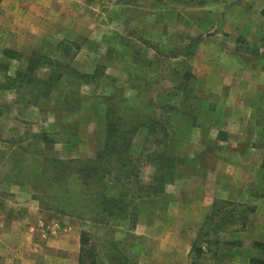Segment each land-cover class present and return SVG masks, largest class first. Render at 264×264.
Returning a JSON list of instances; mask_svg holds the SVG:
<instances>
[{"label":"rangeland","instance_id":"obj_1","mask_svg":"<svg viewBox=\"0 0 264 264\" xmlns=\"http://www.w3.org/2000/svg\"><path fill=\"white\" fill-rule=\"evenodd\" d=\"M147 1L85 0L84 7L83 0H0V205L11 211L13 221L18 219L17 210L32 211L38 203L40 227L45 231H49L47 225L53 226L57 219L75 222L74 218L61 216L60 212L50 209L48 202L51 196H44L42 187L38 185L42 176L40 166L95 164L89 160H93L97 151L105 148L108 142L106 123L109 114L119 119L126 130L135 126L129 127L130 124L124 122L125 112L133 114L136 109L132 110L133 99L148 103L152 98L168 101L177 97L187 103L175 106L169 102V114L153 106L141 111L140 121L144 129L137 127L136 147H133L136 159L132 165H122L130 169V179L137 175V180L149 183L152 176H156L155 166L144 158L149 144V139H144L145 135H150L152 142L154 138L161 140L157 145L160 152L165 148L169 154L183 152L187 157L183 158L189 165L182 166L181 170L179 167L178 175L174 174L177 179L164 186L159 199L150 205H140L143 210L134 230L140 237L139 252L133 248L137 240L131 236H123L118 231L113 235L109 230L85 226L90 230L93 242L96 243L99 237L106 239L97 245L102 264H125L124 259L127 264H189V246L197 234L202 214L205 210L209 212L213 204L212 201L209 203L213 196L206 195L205 200L202 199L197 186L202 172L196 169L199 165L197 157H204L197 147H201L206 135L200 127L204 123L197 124L191 115L197 94H201L203 85L211 82L212 75H199L196 82L194 78L183 79L181 89L176 90L177 78L171 72H179L182 65L168 56L167 49L174 44L179 53L190 44L185 43V39L176 41L177 37L175 42L169 41L170 37L163 35L160 36L164 40L160 45L162 48L158 46L159 41H142L147 36L146 30L159 34L157 29L164 27L163 24L144 21L150 17L149 8L153 4L148 5L151 2ZM208 1L209 4L207 0H156L154 3L171 9L173 18L166 24V29L181 32L179 35L194 27H184L183 22L174 24L179 18H197L200 23L211 17L215 19V37L219 33V39L215 40L212 99L218 108L225 103L220 102L225 97L220 92L233 93L238 103L250 102L258 93L260 83L264 84V0ZM196 2L198 8H191L197 6ZM73 3L74 34L71 31L70 34L75 39L58 42L55 40L57 17H66L69 10L65 7ZM183 3L186 8L182 7ZM65 28L70 30V26ZM207 29L203 28V33ZM114 30L119 33L114 34ZM247 35L252 40H247ZM116 36L122 37L121 40L113 38ZM260 36L262 38L258 41ZM232 53L240 54L235 56ZM133 61L136 66H133ZM244 61L247 69L243 68ZM95 67L98 82H93L92 86L81 85L67 75L70 69L85 73ZM61 72H66L67 76L60 79L58 87L53 89L57 82L54 80L47 84L46 80L51 75L56 78ZM68 81H71L69 89L66 86ZM78 84L81 85L79 89L76 88ZM138 85H141L140 90ZM61 87L65 88L61 90ZM71 97L78 99L77 102L72 101L73 107L64 104ZM20 109L26 110L27 115H20ZM153 109L160 117L158 121L148 118ZM250 112L253 122L264 126V106L250 109ZM252 133L249 130L251 137ZM111 154L101 155V160L110 161ZM111 166L114 165H107V169ZM133 168L136 172H131ZM108 171L106 179H111L114 175ZM32 202L34 205L30 204ZM25 203L28 207H22ZM260 203L256 206L264 207V202ZM220 205L227 210L233 208L226 203ZM238 208L243 214L251 209L243 205ZM254 223V227L261 226L251 215L250 224L253 226ZM187 224L189 227L183 228ZM230 226L234 227L231 223ZM224 229L219 239L211 234V250H204L198 264H227L225 258L229 259L230 255L226 252L232 245L228 244L227 228ZM111 237L121 240L119 245L110 244ZM243 246L241 244V248ZM40 248L45 250L48 246L40 243ZM261 257L264 258V254Z\"/></svg>","mask_w":264,"mask_h":264},{"label":"crops","instance_id":"obj_2","mask_svg":"<svg viewBox=\"0 0 264 264\" xmlns=\"http://www.w3.org/2000/svg\"><path fill=\"white\" fill-rule=\"evenodd\" d=\"M74 1L80 2L82 0ZM147 2H151L148 5L153 4L149 8V10H151V12H149L150 17L147 19L144 18V21L146 23L151 22L154 25L163 24L164 27L161 30L157 29L159 34H155L154 32L149 33L146 30L147 36L145 39H141L142 41H159L158 46L162 48L160 45H163L164 40H162L160 36L163 35L166 38L170 37L169 41L172 39V41L175 42V37H177L176 41L185 39L184 42L190 44V46L187 45V49H181L179 53L176 52L178 47L174 44L170 45L169 49H167L168 56L177 60V64L182 65V70L179 72L177 70L171 72V74L174 73L177 78V83L175 84V87L177 86L176 90L179 91L181 89L183 79L185 80L188 77L192 79L194 78L196 82L199 75H212L211 82L207 80L209 83L202 86L201 94H197V98L194 101L195 110L191 115L192 120L196 121L197 124L204 123L200 127H202L201 129L204 130L203 132L206 135L205 139L201 142V147H197L204 153V157H197L199 165L196 166V169L202 171L201 176L199 175L200 178L197 180L199 184L197 186L202 199L205 200L206 195L211 194L213 196L209 198V203L211 201L215 203V209H213L212 204L210 211L207 212L205 210L202 214L201 224L198 226L196 231L197 234L193 242L197 239L200 232L207 234L202 238L201 247L205 251L211 250L210 246L213 241V239L209 240L211 234H215V238L219 239V234L225 230L224 228H227L225 234H227L228 237V244L232 245L229 250L230 253L226 252V255H230L229 259L228 257L225 258L227 264H249L253 260L264 259L261 257L264 254V212H262L264 211V207L258 208L261 204L260 202H264V126L253 122L252 114L250 112V109L252 111L253 108L264 106V84L260 83V87H257L258 93L255 94L250 102L245 101L238 103V99L234 98L235 95L233 93L228 92V95L225 92H220V94L225 95L220 102L225 103L220 104V108H218L217 103L215 104L214 98L212 99V89H215V87L213 88L215 82V40L219 39V33H217L215 37V19L211 17L206 19L205 22L200 23L197 18L189 19L188 16V18H179L178 20H175L174 24L183 22L184 27L194 26L191 31L186 30L185 33L179 35L181 32L166 29V24L173 18L171 11H169L171 9L156 5L154 3L156 0H148ZM207 3L209 4L208 0ZM82 4L84 7L86 6L85 0H83ZM195 5L197 6L191 8H198L199 5L197 2ZM182 7L186 8L184 3L182 4ZM65 8L69 10L67 16L61 17V19L60 16L57 17L59 20L56 24V27L58 28H56L57 39L55 40L58 42L67 40L73 41L75 39L74 36L70 34V31L74 34L73 25L75 13L73 9L75 8V3L72 5L69 4L68 7ZM161 10L165 12H160ZM52 11V16H54L55 10L53 9ZM55 20L56 19H54L53 23ZM119 20L124 22L123 18H119ZM91 24L92 23L89 25ZM138 24L140 25V23ZM64 26H70V30L68 28L63 29ZM60 27H62V29H60ZM203 28L208 29L203 33ZM114 32V34L119 33L118 30H114ZM209 32L211 33L207 34ZM60 35L62 37H60ZM182 35L184 37L179 38ZM113 38L119 39L120 41L122 37L116 36ZM245 38L247 40H252L249 35L245 36ZM261 38L262 37L260 36L258 41L261 40ZM233 42H235V40H233ZM110 48L112 49V46L109 47L108 52H110ZM6 50L7 49L4 50V53ZM244 52H246V50ZM232 54L239 56L240 53ZM133 62V66H136L135 61ZM247 67L248 65L246 64V61H244L243 68L247 69ZM95 69L96 67L91 71L85 72V74L90 75V78L79 84L92 86L94 84L93 82L97 83ZM72 70L77 69H70V71L67 72L69 79L71 76L70 73L74 72H71ZM65 73L66 72L61 73L62 76L60 79L67 76ZM71 78H73V76H71ZM59 80L56 81L57 86L54 84L53 89L58 87V83L61 82ZM138 81L139 83L142 81L140 75ZM70 82L71 81H68L66 84L68 89L71 87ZM81 85L76 88L79 89ZM63 88L65 87H61V90H63ZM137 89L140 90L141 85H138ZM190 89L193 90L191 86ZM60 92L61 91H59V93ZM69 101L70 98L67 102L65 101L64 104L67 103V106L73 107L71 104L72 102L70 103ZM169 102L175 106H184L187 104L177 97L169 98L168 101H163L159 98H152L148 103L133 99L131 105L132 110L134 107L136 109L133 110V114L125 112L127 115H125L124 119L140 120L141 111L150 106L164 110L169 114ZM19 114L25 116L27 115V111L20 109ZM149 116L150 117L148 118L151 121H158L160 118L154 109ZM168 118L165 119V121H168ZM170 126L171 125H169V127ZM249 130L253 132L251 134L253 137L250 136ZM146 137L149 139L147 153L150 154L154 151V145L150 139L151 136L145 135L144 139H146ZM235 139L237 140L235 141ZM134 142L133 147H136ZM172 156L175 160H178V162L174 164L176 165L174 169L176 175L179 167L181 170L182 166L185 165L186 167L189 164L185 162L184 158L187 157L183 155V152L179 155L172 153ZM148 164L152 165L149 162ZM175 179H177V176L174 180ZM261 189L262 191L260 192ZM256 192L260 193L257 194ZM183 200L185 201L184 197ZM237 202H242L240 203L241 206L243 205L245 208L249 207L251 209L246 210L245 214L242 212L239 213L238 207L240 205L237 204ZM249 202L250 204L246 205V203ZM33 203L34 202L30 204L34 205ZM224 203L232 205L233 208L228 210L224 209V205H220ZM257 203L260 204L256 206ZM251 204H254V206L252 207ZM22 207H28V204L25 203ZM31 208L33 207L31 206ZM50 209L53 210V208ZM142 210L143 209L137 214L134 227L131 230H128L131 237L137 240L133 248L138 252L141 250L139 242L140 237L134 232V230ZM10 212L11 211H8L5 208V205H0V264H77L81 231L89 230L85 228L86 225L90 227L87 220L77 218L68 213L60 212L61 216L74 218L73 221L75 222L68 223L61 219L58 221L57 219V221L53 222V226L47 225L50 230L45 231L44 227H40L42 221L40 217L41 214L38 211V203H36V206L32 211H29L28 209L17 210L16 215L18 219L15 221L12 220ZM212 212L215 214H212V219L209 221L211 225L206 224L204 226L203 224L205 221H208ZM56 215L58 216V214ZM251 215L255 217V221L261 224V226L256 225L254 227L255 223L253 226L250 224ZM226 222L228 225H225ZM230 223L234 225V227H231ZM186 227H189V224L183 226V228ZM126 230L125 227H119L117 231L125 236ZM173 230L174 229H172L171 232H174ZM223 233L224 232H222V234ZM218 241L219 244L220 240ZM39 242L41 245L48 246V248L42 250ZM192 244L189 246L188 252L189 264L191 263L190 250ZM241 244L245 246L241 248ZM98 262L99 264H102L99 257ZM219 264H224V262Z\"/></svg>","mask_w":264,"mask_h":264},{"label":"trees","instance_id":"obj_3","mask_svg":"<svg viewBox=\"0 0 264 264\" xmlns=\"http://www.w3.org/2000/svg\"><path fill=\"white\" fill-rule=\"evenodd\" d=\"M71 72L73 73H70V75L78 83L87 81L90 78V75L80 73L77 70ZM61 73L57 74L56 78L52 75L49 76L46 83L50 84L49 81L59 80L62 76ZM77 100L71 97L69 102H77ZM124 122L130 124L129 127L133 124L135 126L126 130L119 119L109 114L106 123L108 142L105 148L97 151L93 160H89L95 164L64 165L61 167L59 165H41L42 176L38 185L42 187L41 193L44 196H51L48 204L53 210L87 220L91 228L109 230L113 235L119 227H125L127 229L125 236H131L128 230L134 227L137 214L141 211L140 207L143 204L150 205L154 203L163 194L164 186L173 181L176 161L172 154L166 151V148L160 152L157 145L161 140H155L154 138V151L144 158L155 166L156 176L153 175L152 181L149 183L137 180L135 173H132L134 179H130V169L123 166L132 165L134 159H136L134 157L133 142L137 134V127H141L142 122L137 119H125ZM141 128L144 129V126L142 125ZM110 153H112L110 161L104 162V160H101V155ZM111 163L114 166L107 169V165ZM172 170L174 173H172ZM107 171L108 174H113L114 177L106 179ZM131 172H136V169L133 168ZM213 209H215V203H213ZM212 214L215 213H211L210 219L208 218V221H205L204 226L206 224L211 225L209 221L212 219ZM206 235L200 232L193 242L190 250V264L199 263L198 259L204 253L201 247L202 238ZM102 239L106 242V239L99 237L95 243L91 240L90 230H82L77 264H99L97 245H100L99 242ZM109 242L116 245L121 240L111 237ZM124 262L127 264L126 259H124ZM249 264H264V259L253 260Z\"/></svg>","mask_w":264,"mask_h":264}]
</instances>
